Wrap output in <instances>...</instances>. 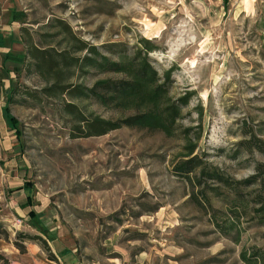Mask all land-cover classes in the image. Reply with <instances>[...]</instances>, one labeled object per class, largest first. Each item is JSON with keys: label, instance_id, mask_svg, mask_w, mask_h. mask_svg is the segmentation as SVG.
<instances>
[{"label": "rangeland", "instance_id": "1", "mask_svg": "<svg viewBox=\"0 0 264 264\" xmlns=\"http://www.w3.org/2000/svg\"><path fill=\"white\" fill-rule=\"evenodd\" d=\"M0 37V264H62L64 249L76 264L257 263L264 193L244 181L264 163V0H0ZM80 43L107 61L85 66ZM25 48L77 58L59 71L80 94L47 95L57 83L33 66L13 72L3 55ZM135 54L165 85L166 104L186 100L170 131L121 126L79 137V114L157 115L107 89L134 73L97 65L129 66ZM193 156L196 168L176 173ZM23 184L36 228L19 217Z\"/></svg>", "mask_w": 264, "mask_h": 264}, {"label": "trees", "instance_id": "2", "mask_svg": "<svg viewBox=\"0 0 264 264\" xmlns=\"http://www.w3.org/2000/svg\"><path fill=\"white\" fill-rule=\"evenodd\" d=\"M65 28L64 30H66ZM23 41V40H22ZM24 44V41H23ZM0 45L6 46L5 41L2 40L0 37ZM32 48V47H31ZM76 51L78 52H85L88 53L90 56L83 57L84 65L87 67H96V61L98 59L107 61L103 56H100L98 51L95 47L87 45L85 43H80L77 46ZM68 51V50H67ZM67 52L65 50L55 52L53 50H38V49H27L25 48V53L22 55H15V54H4V61L11 62L16 68L13 70L17 75L23 68H27L29 66H33L37 75L43 79H53L55 86L50 88L49 90H45L44 92L47 95H55L58 93L66 92L70 95L80 94L78 88L73 87L69 89V85L63 86L61 83L63 81V72L59 71L61 66L65 69L71 67L72 65H77V58H73L71 56H67ZM27 57L32 58V63H28L26 61ZM145 58H141V55L135 54L129 66L122 64L121 62L117 63H110V64H102L99 62L97 65L104 68L107 72H122L125 73L129 71L130 73H134V78L131 81H115L110 84H107V89L112 91L117 98H120L122 101L124 99H128V101H132L135 98H138L140 101H147L151 105L150 112H157V115L154 116H146V115H138L126 120L122 121H103L101 119L95 118L94 120L87 121L79 114V123L81 124V130L83 136L79 137H91V136H102L107 134L110 131L119 129L121 126L127 127H150L154 129H163L164 131H170V127L173 125L174 121L177 119V115L179 112L180 106L186 104L185 98L179 99L176 104L168 105L165 103L167 99V90H165V85L163 83H159V79L156 80L155 73L152 71L150 66L145 62ZM157 82V84H156ZM147 84V87H143V85ZM16 92V87L14 84L8 88L7 92L5 93L7 103H10L13 99V95ZM71 107V106H69ZM8 108L6 107L2 114L4 115L8 124H11L13 127L17 126V122L12 118V116L8 113ZM72 112L71 110H67ZM15 129V128H14ZM17 132V131H16ZM18 133V132H17ZM193 150V148H192ZM259 151L262 150L259 148ZM191 154V153H190ZM197 157L193 156L186 161L179 164L176 168V173L180 175H186L193 171L197 164ZM211 179L217 182H223V178H221L216 173L212 174ZM245 185H255L259 189V192L264 193V163H259L256 165L255 174L248 178V180L244 181ZM259 197V196H258ZM257 200L262 207L264 206L263 201L258 198ZM263 208H261L262 211ZM259 225L264 227V217L260 218ZM1 229V226H0ZM0 233H4V231H0ZM5 236V234H4ZM6 237V236H5ZM21 238H28V239H37L40 240L36 236H29L18 234L17 239ZM45 248L46 242L40 240ZM18 242H15V246H17ZM22 248V247H21ZM259 255V254H258ZM257 256V255H255ZM257 263L256 264H264V253L261 254L260 258H255Z\"/></svg>", "mask_w": 264, "mask_h": 264}, {"label": "crops", "instance_id": "3", "mask_svg": "<svg viewBox=\"0 0 264 264\" xmlns=\"http://www.w3.org/2000/svg\"><path fill=\"white\" fill-rule=\"evenodd\" d=\"M20 189L25 194L26 201L24 204H20L18 206L19 208H17L18 210H20V213H22V214H19L20 215L19 217L24 218L27 226H30L31 228H36L37 226H39V224L34 226L33 223L34 222L37 223L39 218L35 211H33L32 209L30 210V208L32 207L30 203V198H29L30 188H28L27 184H23ZM57 257L59 259V262H61L62 264H76L74 260L75 256L70 250L64 249V250L58 251Z\"/></svg>", "mask_w": 264, "mask_h": 264}]
</instances>
